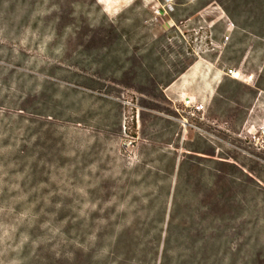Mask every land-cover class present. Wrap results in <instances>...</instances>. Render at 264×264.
Listing matches in <instances>:
<instances>
[{
    "label": "rangeland",
    "instance_id": "1",
    "mask_svg": "<svg viewBox=\"0 0 264 264\" xmlns=\"http://www.w3.org/2000/svg\"><path fill=\"white\" fill-rule=\"evenodd\" d=\"M132 54L141 70L127 77L143 93L111 82ZM148 79L162 97L146 95ZM187 96L203 115L183 108ZM193 141L245 166L250 205L264 207V0H0V264H76L79 249L86 264L93 200L100 217L116 211L111 223L122 192L149 206L156 175L169 184Z\"/></svg>",
    "mask_w": 264,
    "mask_h": 264
},
{
    "label": "trees",
    "instance_id": "2",
    "mask_svg": "<svg viewBox=\"0 0 264 264\" xmlns=\"http://www.w3.org/2000/svg\"><path fill=\"white\" fill-rule=\"evenodd\" d=\"M108 35L110 40H120L112 25ZM132 50L136 53L138 48ZM135 56L132 54L128 69L116 68L115 71H121L123 75L112 78L111 82L143 93L139 82L127 77L128 73L141 70ZM185 70H180L177 77ZM147 82L146 95L160 97L162 82L154 79ZM165 121L168 134L179 136L180 125L169 118ZM188 145L194 147L185 151L193 155L183 154L173 158V162L171 159L169 184L156 175L149 206L144 205L145 196L130 203L127 201L129 194L122 192L120 220L111 223L116 211L100 217L99 207L93 200L90 213L92 251L86 264H236L237 258L240 264H249L250 260L264 264L258 254L255 260L252 257L250 239L256 224L254 220L264 212V207L250 205L248 189L252 179L244 173L247 168L238 165L233 158L203 152L195 141ZM161 183L165 185L161 186ZM261 195L264 196V191ZM134 205L137 206L129 213ZM81 258L79 249L76 264H82Z\"/></svg>",
    "mask_w": 264,
    "mask_h": 264
},
{
    "label": "built area",
    "instance_id": "3",
    "mask_svg": "<svg viewBox=\"0 0 264 264\" xmlns=\"http://www.w3.org/2000/svg\"><path fill=\"white\" fill-rule=\"evenodd\" d=\"M227 40H228V36H225L224 37V43ZM229 74H231L234 77L236 76V74L230 70H229ZM181 103L183 105V108L188 110V113L191 117L203 115L205 112L204 105L202 103H197V102L193 101L192 98L189 96L182 98ZM180 123H181V126L184 128L190 126L186 119H182L180 121Z\"/></svg>",
    "mask_w": 264,
    "mask_h": 264
},
{
    "label": "bare ground",
    "instance_id": "4",
    "mask_svg": "<svg viewBox=\"0 0 264 264\" xmlns=\"http://www.w3.org/2000/svg\"><path fill=\"white\" fill-rule=\"evenodd\" d=\"M115 10L114 9H110V11L109 12H114ZM204 62V61H203ZM208 64V63H207ZM210 65V64H209ZM202 66V65H201ZM196 68V66L194 65V66H192V67H189V69L186 71V72H184L182 75H180V77H179V80H182V79H185V78H187L188 76H190L191 74V71H193L194 69ZM199 69V68H198ZM200 70V69H199ZM202 72V71H201ZM190 74V75H189ZM197 76V75H196ZM193 77V76H192ZM210 77V76H209ZM236 77V76H235ZM220 78V77H219ZM219 78L214 82V83H218V81H219ZM207 80V79H206ZM207 84V83H206ZM185 86V85H184ZM216 86V85H215ZM212 93V88H211V92H210V94Z\"/></svg>",
    "mask_w": 264,
    "mask_h": 264
},
{
    "label": "crops",
    "instance_id": "5",
    "mask_svg": "<svg viewBox=\"0 0 264 264\" xmlns=\"http://www.w3.org/2000/svg\"><path fill=\"white\" fill-rule=\"evenodd\" d=\"M198 67L200 68L201 66H198ZM195 73H196V72H195ZM195 75H196V74H195ZM192 76H193V77H192ZM190 77H191V78H195L194 74H191V76H188L187 79H189ZM206 87H207V86H206ZM204 89L207 90L208 88H205V87L202 88V90H204Z\"/></svg>",
    "mask_w": 264,
    "mask_h": 264
}]
</instances>
